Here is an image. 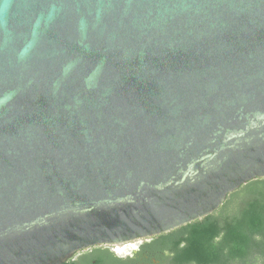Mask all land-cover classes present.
I'll return each instance as SVG.
<instances>
[{
    "label": "water",
    "instance_id": "95a60500",
    "mask_svg": "<svg viewBox=\"0 0 264 264\" xmlns=\"http://www.w3.org/2000/svg\"><path fill=\"white\" fill-rule=\"evenodd\" d=\"M264 178V0H0V264L167 233Z\"/></svg>",
    "mask_w": 264,
    "mask_h": 264
},
{
    "label": "trees",
    "instance_id": "16d2710c",
    "mask_svg": "<svg viewBox=\"0 0 264 264\" xmlns=\"http://www.w3.org/2000/svg\"><path fill=\"white\" fill-rule=\"evenodd\" d=\"M108 254L93 258L101 264ZM125 263L264 264V178L241 185L202 219L142 240Z\"/></svg>",
    "mask_w": 264,
    "mask_h": 264
},
{
    "label": "flooded vegetation",
    "instance_id": "af4514ba",
    "mask_svg": "<svg viewBox=\"0 0 264 264\" xmlns=\"http://www.w3.org/2000/svg\"><path fill=\"white\" fill-rule=\"evenodd\" d=\"M140 242L117 246H99L90 248L86 251H78L63 264H98L97 258H93V255L101 249L107 250L109 252L108 257L111 258L108 259L106 256V260L101 264H127L125 263L126 259L136 254Z\"/></svg>",
    "mask_w": 264,
    "mask_h": 264
},
{
    "label": "bare ground",
    "instance_id": "6f19581e",
    "mask_svg": "<svg viewBox=\"0 0 264 264\" xmlns=\"http://www.w3.org/2000/svg\"><path fill=\"white\" fill-rule=\"evenodd\" d=\"M136 247H137V245H136ZM120 250V249H119ZM123 250V249H122Z\"/></svg>",
    "mask_w": 264,
    "mask_h": 264
}]
</instances>
